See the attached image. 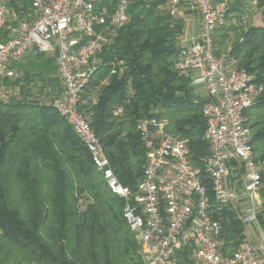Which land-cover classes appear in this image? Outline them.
Listing matches in <instances>:
<instances>
[{"label":"trees","instance_id":"obj_1","mask_svg":"<svg viewBox=\"0 0 264 264\" xmlns=\"http://www.w3.org/2000/svg\"><path fill=\"white\" fill-rule=\"evenodd\" d=\"M117 2L99 0L97 10L113 11ZM162 5L133 0L130 22L98 52L97 70L79 103L116 176L133 193L146 165L141 121H164L169 133L187 142L195 168L202 169L209 153L205 100L175 70L185 22L168 16ZM9 7L21 17L31 13L29 0H9ZM250 8L247 0H231L228 25L215 43L220 50L230 42L238 68L264 86V0L253 14ZM259 13L262 24L243 22ZM14 67L17 77L0 79L12 92L0 100V264H143L124 200L111 192L87 147L53 107L63 92L55 56L33 51ZM244 116L263 167L258 219L264 227V91ZM212 209L222 226L219 252L231 256L246 226L232 209ZM192 249L177 251V264H194Z\"/></svg>","mask_w":264,"mask_h":264},{"label":"built area","instance_id":"obj_2","mask_svg":"<svg viewBox=\"0 0 264 264\" xmlns=\"http://www.w3.org/2000/svg\"><path fill=\"white\" fill-rule=\"evenodd\" d=\"M159 1L172 18L189 13L199 18L195 33L187 35L185 28L177 38L175 70L190 79L205 100L209 153L201 159L202 169L191 164L187 142L169 133L164 121L145 119L138 130L146 165L133 193L119 181L79 110L82 93L98 67L97 54L130 22L133 0H118L113 11L106 6L98 11L99 0H29L31 13L25 17L10 9L9 0H0V79L17 77L14 65L33 51L55 56L63 92L53 107L87 147L111 192L124 200V218L143 264H177L176 253L186 246L193 247L194 264H264V227L258 219L263 167L244 116L264 86L238 68L230 42L220 50L215 43L228 25L231 0ZM247 1L253 14L259 0ZM230 34L233 40L235 32ZM11 94L0 85V100ZM214 205L232 209L246 226L244 241L231 256L219 252L222 226L213 217Z\"/></svg>","mask_w":264,"mask_h":264},{"label":"rangeland","instance_id":"obj_3","mask_svg":"<svg viewBox=\"0 0 264 264\" xmlns=\"http://www.w3.org/2000/svg\"><path fill=\"white\" fill-rule=\"evenodd\" d=\"M258 15L259 16L257 18L255 17V20H254L253 16L250 17V18H248V20H247L248 25H260V24H262V18L260 16V13ZM194 16H196V15H193V16L192 15L191 16H187V15L185 16V15H183L181 17V19H183L184 22L186 23L185 24V27H186V34L187 35H189L192 32V26H191V23L190 22L194 19ZM236 18L237 17H234L233 18V23H235L236 21H238ZM48 100H50V99L43 98V101H45V102H47Z\"/></svg>","mask_w":264,"mask_h":264},{"label":"crops","instance_id":"obj_4","mask_svg":"<svg viewBox=\"0 0 264 264\" xmlns=\"http://www.w3.org/2000/svg\"><path fill=\"white\" fill-rule=\"evenodd\" d=\"M187 16H193V15H196V14H194V13H189V14H186ZM185 15V16H186ZM252 17V16H251ZM255 17L256 16H254L253 15V18H254V20H255ZM257 18V17H256ZM198 21H199V18H198V16L196 15V16H194V19L190 22L191 23V26H192V32L191 33H195V31L197 30V25H198ZM186 24V23H185ZM0 234H1V230H0Z\"/></svg>","mask_w":264,"mask_h":264}]
</instances>
